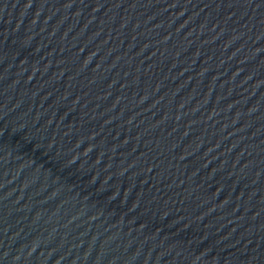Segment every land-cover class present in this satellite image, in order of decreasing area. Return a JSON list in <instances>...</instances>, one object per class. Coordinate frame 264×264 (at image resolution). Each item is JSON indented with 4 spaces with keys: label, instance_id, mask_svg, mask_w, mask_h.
Here are the masks:
<instances>
[{
    "label": "water",
    "instance_id": "1",
    "mask_svg": "<svg viewBox=\"0 0 264 264\" xmlns=\"http://www.w3.org/2000/svg\"><path fill=\"white\" fill-rule=\"evenodd\" d=\"M0 264H264V0H0Z\"/></svg>",
    "mask_w": 264,
    "mask_h": 264
}]
</instances>
